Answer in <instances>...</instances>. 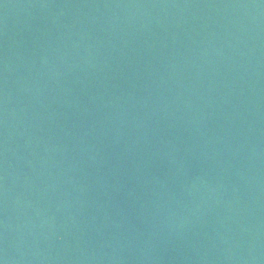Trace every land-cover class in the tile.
<instances>
[{
	"label": "water",
	"instance_id": "obj_1",
	"mask_svg": "<svg viewBox=\"0 0 264 264\" xmlns=\"http://www.w3.org/2000/svg\"><path fill=\"white\" fill-rule=\"evenodd\" d=\"M0 264H264V0H0Z\"/></svg>",
	"mask_w": 264,
	"mask_h": 264
}]
</instances>
